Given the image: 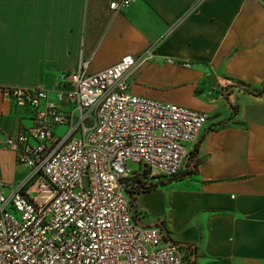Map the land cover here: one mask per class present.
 Listing matches in <instances>:
<instances>
[{"label": "crops", "instance_id": "0c3cea01", "mask_svg": "<svg viewBox=\"0 0 264 264\" xmlns=\"http://www.w3.org/2000/svg\"><path fill=\"white\" fill-rule=\"evenodd\" d=\"M117 1L0 0V85L65 90L80 61L96 74L154 47L129 93L208 121L187 176L139 194L136 220L163 227L192 264H264V0H133L114 12ZM31 124L0 103V165L4 151L15 162L4 139Z\"/></svg>", "mask_w": 264, "mask_h": 264}, {"label": "built area", "instance_id": "2783aa9c", "mask_svg": "<svg viewBox=\"0 0 264 264\" xmlns=\"http://www.w3.org/2000/svg\"><path fill=\"white\" fill-rule=\"evenodd\" d=\"M153 51L96 74L80 61L63 76L65 90L0 85V103L26 109L32 122L3 142L28 171L15 183L0 176V264H185L182 246L136 220L127 193L129 160L155 181L174 178L208 121L129 93V78ZM58 125L68 126L63 136L53 132Z\"/></svg>", "mask_w": 264, "mask_h": 264}, {"label": "trees", "instance_id": "16d2710c", "mask_svg": "<svg viewBox=\"0 0 264 264\" xmlns=\"http://www.w3.org/2000/svg\"><path fill=\"white\" fill-rule=\"evenodd\" d=\"M198 148L195 147V152L197 151ZM192 156L189 157V160L187 162V167L190 169V174H193L194 172V166L192 164ZM186 174H179L178 176L170 179H160L155 181L154 177H151L150 171L147 168L142 169L140 173H134L133 176L129 179V185L127 189V193L130 196L131 200V205L135 204L136 198L139 194L145 193V192H151L155 189H157L160 186H164L165 184H168L169 182H172L174 180H180L184 177H186ZM162 231L164 232V228L160 227ZM165 238L168 239V234L164 232ZM186 259H185V264H192L189 261V251L186 253Z\"/></svg>", "mask_w": 264, "mask_h": 264}, {"label": "rangeland", "instance_id": "374dc122", "mask_svg": "<svg viewBox=\"0 0 264 264\" xmlns=\"http://www.w3.org/2000/svg\"><path fill=\"white\" fill-rule=\"evenodd\" d=\"M32 123V122H31ZM68 130L66 125H58L53 128V132L56 136H63ZM22 167V166H21ZM20 165H16L13 159V155L10 152L1 153V165H0V174L6 182H13L17 174L21 170ZM143 169V166L137 162L129 160L127 162V170L130 174L140 173ZM35 195H32L34 197ZM138 205L141 206V198L138 200ZM143 222L153 223V219L147 218Z\"/></svg>", "mask_w": 264, "mask_h": 264}]
</instances>
